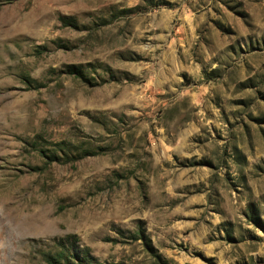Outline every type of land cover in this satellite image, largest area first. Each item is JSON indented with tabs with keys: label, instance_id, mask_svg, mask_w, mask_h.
Segmentation results:
<instances>
[{
	"label": "rangeland",
	"instance_id": "374dc122",
	"mask_svg": "<svg viewBox=\"0 0 264 264\" xmlns=\"http://www.w3.org/2000/svg\"><path fill=\"white\" fill-rule=\"evenodd\" d=\"M49 253L264 264V0H0V264Z\"/></svg>",
	"mask_w": 264,
	"mask_h": 264
},
{
	"label": "trees",
	"instance_id": "16d2710c",
	"mask_svg": "<svg viewBox=\"0 0 264 264\" xmlns=\"http://www.w3.org/2000/svg\"><path fill=\"white\" fill-rule=\"evenodd\" d=\"M72 73H82L80 68H76V70H73ZM60 257L59 255H53L52 253H49L47 256H46V261L48 264H58L60 263Z\"/></svg>",
	"mask_w": 264,
	"mask_h": 264
}]
</instances>
